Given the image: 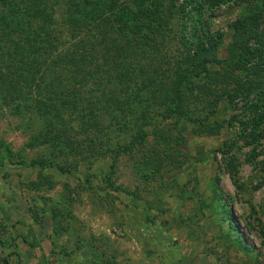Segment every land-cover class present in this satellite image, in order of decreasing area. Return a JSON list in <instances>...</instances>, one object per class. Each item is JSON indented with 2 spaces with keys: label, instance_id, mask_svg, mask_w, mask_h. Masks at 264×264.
<instances>
[{
  "label": "rangeland",
  "instance_id": "obj_1",
  "mask_svg": "<svg viewBox=\"0 0 264 264\" xmlns=\"http://www.w3.org/2000/svg\"><path fill=\"white\" fill-rule=\"evenodd\" d=\"M127 1L133 0L122 4ZM54 6L61 20L65 8ZM245 14L246 5L232 2L203 15L211 32L223 36L221 58L227 57L230 26ZM174 49L161 48L168 57ZM119 94L123 110L106 116L100 134H72L71 141L34 148L27 144L48 129V121L5 106L0 97V142L14 153L6 157L0 148V264H264V137L250 144L251 138L242 135L237 120L248 119L245 108L221 107L213 116L201 95L191 92L187 116L162 122L156 101L131 102L130 92L119 89ZM131 116L138 124L151 117L162 125L178 122L186 128L181 149L192 159L175 170L169 154L176 149L149 138L112 170L110 151L137 132L135 125L123 131L118 123ZM208 117L239 118L218 136L196 135L194 129ZM34 159L72 172L21 161ZM40 174L52 178L54 189L34 187ZM110 179L132 195L115 191ZM148 202L158 207L149 211L152 224L143 221Z\"/></svg>",
  "mask_w": 264,
  "mask_h": 264
},
{
  "label": "trees",
  "instance_id": "obj_2",
  "mask_svg": "<svg viewBox=\"0 0 264 264\" xmlns=\"http://www.w3.org/2000/svg\"><path fill=\"white\" fill-rule=\"evenodd\" d=\"M24 1L0 0V97L7 107L35 112L48 121V129L33 135L27 147L59 145L71 141L72 134H100L106 116L120 110L119 89L130 92L131 102L156 101L162 122L187 116L191 92L201 95L213 116L221 107H244L247 120L215 117L210 121L208 117L194 133L218 136L237 120L250 144L264 137V0ZM232 2L246 5V14L230 26L227 57L221 58L223 36L214 35L202 17ZM54 5L65 8L61 20ZM163 47H175L174 55L166 56ZM131 119L118 122L123 131L136 126L137 132L110 151L112 170L122 156L135 152L149 138L176 149L169 154L175 170L192 159L181 149L186 128L178 122L162 125L151 117L138 124L140 120ZM0 148L6 157L14 156L5 143L0 142ZM21 161L42 170L55 167L63 174L72 172L71 167L46 159ZM55 185L43 174L34 183L37 189ZM110 185L132 195L112 179ZM153 209H158L155 202H148L144 222L154 223L149 214ZM228 220L236 232L235 222Z\"/></svg>",
  "mask_w": 264,
  "mask_h": 264
}]
</instances>
